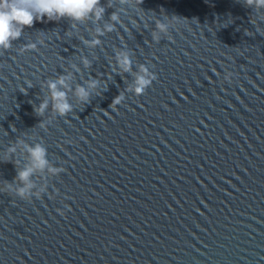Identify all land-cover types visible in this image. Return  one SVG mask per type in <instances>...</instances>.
I'll return each instance as SVG.
<instances>
[{"label": "water", "instance_id": "1", "mask_svg": "<svg viewBox=\"0 0 264 264\" xmlns=\"http://www.w3.org/2000/svg\"><path fill=\"white\" fill-rule=\"evenodd\" d=\"M132 3L100 0L99 20L42 18L0 50V153L17 149L0 161V186L26 165L25 143L64 169L32 177L47 184L40 198L0 192V264H264V8ZM172 17L154 42L155 21ZM141 65L156 78L137 96L127 89ZM60 77L73 106L63 117L47 88Z\"/></svg>", "mask_w": 264, "mask_h": 264}, {"label": "clouds", "instance_id": "2", "mask_svg": "<svg viewBox=\"0 0 264 264\" xmlns=\"http://www.w3.org/2000/svg\"><path fill=\"white\" fill-rule=\"evenodd\" d=\"M100 0H0V50H7L11 46V42L21 36L22 30L25 27L32 26L34 21H39L42 18L47 20H58L67 18L72 21H83L90 15L99 20L104 12V8L99 6ZM141 0H134L130 7L139 5ZM244 3L257 8H264V0H244ZM166 19V22L160 20L155 21L152 37L154 42H159L161 35L167 36L170 26L177 23V18L172 17ZM112 21L119 22L118 16L113 14ZM255 23V22H253ZM74 26V25H73ZM113 25H106L105 31H112ZM259 31V29H257ZM100 30H97V35H102ZM170 38V37H169ZM86 47H94L100 43L99 39L91 41H82ZM43 43V41H40ZM27 49H34L36 44L31 43L26 46ZM25 49H21L24 51ZM81 63L85 68L89 67L90 62L87 58L82 57ZM118 68L123 72L130 71L131 60L127 53L121 52L117 55ZM79 69H77L78 71ZM139 75L135 78L133 88L127 91L139 96L152 84L155 80L154 73L150 72L148 67L141 65L139 67ZM231 72H225L224 81L231 82ZM29 87L31 85L29 84ZM67 87L66 78L60 77L56 80L49 81L47 88L50 92V98L53 101L52 109L55 116L63 117L70 113L73 109L71 103L67 99V93L63 90ZM97 88V81L92 80L87 86H77L74 90L76 100L81 103L89 101L92 90ZM21 92H25L21 89ZM99 94V93H97ZM124 99L123 95L117 96L111 107L120 104ZM48 100L43 101L38 108H34L38 116H43L44 111L48 108ZM50 122V121H49ZM45 127V123L40 125ZM24 151L27 155V163L17 172L14 184L4 183L0 186V192L14 193L16 197L28 200L31 197L40 198L42 193L46 192L47 184L37 187L32 177L37 173L47 172L49 177L57 176L64 169L61 167L51 166L47 158V150L41 143L23 144ZM17 151L16 147H9L5 152L0 153V161H7L9 156ZM15 185V186H14Z\"/></svg>", "mask_w": 264, "mask_h": 264}]
</instances>
